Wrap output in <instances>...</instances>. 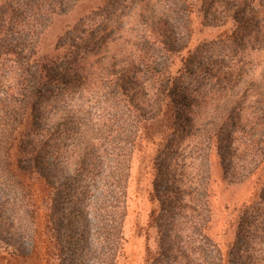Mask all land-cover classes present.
<instances>
[{"label": "trees", "instance_id": "16d2710c", "mask_svg": "<svg viewBox=\"0 0 264 264\" xmlns=\"http://www.w3.org/2000/svg\"><path fill=\"white\" fill-rule=\"evenodd\" d=\"M26 1L6 5L0 26V231L23 232L28 248L0 241L23 264H41L39 247L45 264H119L131 156L155 136L157 207L145 264H264V183L234 216L224 251L210 233L209 182L188 172L183 155L178 160L189 140L208 173L217 165L221 182L264 173V74L242 80L238 56L264 43V0H109L44 56L13 44ZM138 4L140 32L127 36L129 51L113 54L110 37ZM179 14H197L204 27L228 20L234 27L188 52L173 73L167 57L181 43Z\"/></svg>", "mask_w": 264, "mask_h": 264}, {"label": "rangeland", "instance_id": "374dc122", "mask_svg": "<svg viewBox=\"0 0 264 264\" xmlns=\"http://www.w3.org/2000/svg\"><path fill=\"white\" fill-rule=\"evenodd\" d=\"M20 1L22 0H0L1 27L4 24L3 19L6 5L17 9ZM108 1L27 0L26 4L28 7L17 18L18 23L14 31H18L19 34L13 37V44L17 45V50H24L27 53L33 52L36 56L54 54V47L59 37L69 32L81 19L93 15L97 11V8L103 6ZM192 2L197 4V0H192ZM48 8L52 10L50 13H47ZM139 9V4L137 7L133 5L130 9L125 10L123 16L120 18L121 25L110 37L114 43L110 45L109 51L113 54L120 55L129 51L130 44H127V41H129L128 37L140 32V18H137ZM96 19L98 20L99 17H96ZM174 19L176 21L173 22L177 23L180 27V36L178 38L181 40V43L175 47L176 53L171 57H167L173 73H176L182 66V60L187 57L188 52L195 51L202 47L201 45L203 44L210 46L213 42L217 43L219 40H224L227 36H230L234 27L231 20H228L226 25L222 27H204L202 25L203 20L197 14L191 15L189 19L185 18L183 14H179ZM123 27L125 30L122 29ZM128 28L132 31L129 35L125 33L128 31ZM2 30L0 28V31ZM251 48H255V50L250 51L249 49ZM238 56L243 60H238L240 64H242L241 62L244 63L242 64L244 67V77L242 80L250 82V80L264 74V43L259 46H248L247 52L240 53ZM225 63L226 66L230 67L233 65L234 60H227ZM91 114L95 117L93 118V123L97 122L96 116L98 113L93 110ZM208 116L211 115L208 114ZM158 144L159 139L157 137L146 138L136 146L131 156L127 186V213L123 225V258L119 264H145L146 261L149 219L157 207V203L153 202L151 198V183L154 178L153 160ZM178 149L180 150L178 160L182 159V155L185 157L184 164L188 172L195 169V175L198 180L200 182L207 181L210 184L211 197L209 203L210 216L212 217L210 233L219 245L223 247L224 251H226L225 246H227L233 236L231 225L234 216H236L241 206H247L254 202L255 198L257 199L264 183V173L258 170L244 182L238 185H229L220 181V170L215 163H213L210 173L207 172L199 157L200 149H197L192 154L189 140H186L182 147ZM212 159L217 162L216 157ZM195 162L196 164L192 165ZM8 229L10 230V234L6 233ZM3 230L5 233L0 231V235L7 243H10L14 239H19L18 242L21 243L22 250L28 248V244L25 240H22L25 238L23 232L17 230L20 234L17 237L11 234L13 231L15 233V230L10 226L4 227ZM7 243L0 241V264H23L21 257L17 253H14L15 251ZM36 260H39L41 264L46 263L43 247L38 248Z\"/></svg>", "mask_w": 264, "mask_h": 264}]
</instances>
